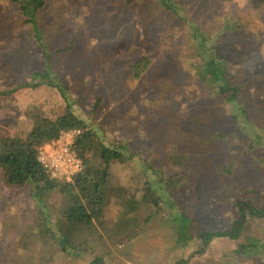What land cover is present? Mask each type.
I'll list each match as a JSON object with an SVG mask.
<instances>
[{"label": "rangeland", "instance_id": "1", "mask_svg": "<svg viewBox=\"0 0 264 264\" xmlns=\"http://www.w3.org/2000/svg\"><path fill=\"white\" fill-rule=\"evenodd\" d=\"M179 1L190 20L217 35V47L225 58L244 71L246 95L264 100V6H258V0ZM229 18H240V39L219 34ZM38 23L75 113L108 141H127L136 151L134 161L115 164L111 174L116 185L126 189V196L133 194L142 201L139 213L144 218L140 234L124 244L99 238L90 228L80 233L77 252L83 255L75 250L65 253L39 234L42 215L30 187L9 184L0 169V264H264V255L256 263L243 249L252 240L264 242V218L247 213V224L238 234L203 244V232L232 229L239 216L238 200L264 206V146L251 149L250 142L234 146L242 136L231 126L230 107L200 82L192 68L188 26L154 0H44ZM32 34L17 6L0 0V91L29 83L34 73L44 71V53ZM139 55L149 58L151 65L137 79L129 67ZM31 105L55 117L66 102L46 85L0 96V140L31 129L26 115ZM183 123L193 138L189 149L183 147L186 161L179 167L173 158L182 152ZM202 126L229 134L219 153H208L207 164L199 153L206 150L198 147L199 139L205 137L201 142L207 144L213 137L195 128ZM88 145L94 157L96 142L89 139ZM141 163L147 165L148 174L157 171L163 179L161 192L146 184ZM225 165L238 178L223 176ZM170 181L176 183L173 188ZM250 189L255 193L245 192ZM170 200L193 219V238L186 246L176 243ZM44 205L55 224L70 197L55 190ZM112 212L107 220H115Z\"/></svg>", "mask_w": 264, "mask_h": 264}, {"label": "trees", "instance_id": "2", "mask_svg": "<svg viewBox=\"0 0 264 264\" xmlns=\"http://www.w3.org/2000/svg\"><path fill=\"white\" fill-rule=\"evenodd\" d=\"M18 8V12L25 25L33 33V37L43 50L45 68L44 71L36 72L32 75L31 81L11 90L0 91V96H11L18 89H36L42 85L49 86L59 92L66 102V107L57 116H50L41 107L31 105L26 115L31 120V129L18 135H6L0 140V169L6 176L7 182L18 187H30V192L36 200L39 211L42 215V229L39 234L44 241L53 240L59 248L65 252H77L82 244L80 233L90 228L96 229L99 238L107 236L110 243L124 244L140 234L141 220L139 210L142 201L133 194L126 196V189L116 185L111 174V168L116 164H126L137 158V153L127 141H108L100 134L99 130L89 124L75 113L69 98V89L59 80L54 72L52 57L53 53L48 50L44 42L43 31L38 23L39 12L44 7V0H11ZM134 1V0H128ZM157 4L173 15L177 21L187 25L190 30L189 42L192 45V68L196 77L205 84L223 104L230 107L228 118L239 133L238 141L234 146L243 144L250 148L264 146V100L261 96L249 98L246 93L245 73L237 64L229 62L224 53L217 47V35L203 31L197 23L190 20L185 6L179 0H154ZM258 6H264V0H258ZM243 32L240 18H229L223 23L219 34L229 37L241 38ZM151 65V60L146 56L139 55L130 65L133 70V77L139 79ZM100 101H97L96 106ZM197 119H193L194 125ZM188 121H186L187 123ZM185 123L181 125V128ZM186 125V124H185ZM198 131H206L205 136L213 138L207 144H202L199 139V151L202 154L203 164L211 162L208 153L217 154L229 134L218 132L215 128L204 126L195 127ZM79 129L81 134L76 137L72 150L81 159L83 170L77 174L70 182L51 179L46 170L38 161L39 150L56 141L62 133ZM193 130V126H189ZM209 129V131H208ZM182 152L175 155V166H184L186 152L183 151L191 146L192 132L183 127ZM199 135V137L204 136ZM198 137V138H199ZM96 142L95 156L91 157L92 147L88 145V140ZM187 143V144H186ZM93 153V152H92ZM141 170L147 181L146 184L156 192H161L164 186L162 178H159L157 171L148 174L147 165L141 163ZM227 179L238 178L230 165L223 166L221 170ZM156 174V175H155ZM156 176V177H155ZM180 180V179H179ZM179 180L177 182H179ZM182 181V180H181ZM172 188L175 182H168ZM178 184V183H177ZM59 190L70 197V205L61 212V218H57L56 223L51 224L49 216L45 213L44 199L51 192ZM246 193L255 190H246ZM171 204H170V203ZM155 203H157L155 201ZM173 225L176 230V243L186 246L192 240L191 229L193 219L182 211L176 210L173 200L168 201ZM112 208H116L113 213ZM238 218L234 221L233 227L227 233L203 232L201 237L204 246H208L215 239L222 237H232L233 233H239L247 224L245 215L258 219L264 218V206L258 208L254 202L238 200L236 202ZM113 215L115 220H107V216ZM150 216L146 218L148 220ZM111 223V226L108 225ZM50 224L53 226H50ZM99 232H102L103 235ZM244 251L256 263L262 261L264 255V242L261 239L252 240L243 245ZM245 252V253H246ZM76 254V255H77ZM77 255V256H78ZM83 255V254H82Z\"/></svg>", "mask_w": 264, "mask_h": 264}, {"label": "built area", "instance_id": "3", "mask_svg": "<svg viewBox=\"0 0 264 264\" xmlns=\"http://www.w3.org/2000/svg\"><path fill=\"white\" fill-rule=\"evenodd\" d=\"M80 134L79 129L64 132L56 141L39 150L38 161L51 179L70 182L82 172V161L72 150Z\"/></svg>", "mask_w": 264, "mask_h": 264}]
</instances>
